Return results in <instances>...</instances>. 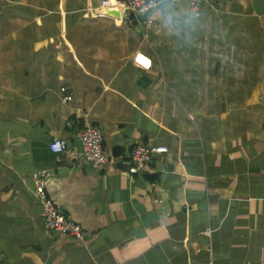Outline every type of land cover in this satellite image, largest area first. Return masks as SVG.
<instances>
[{"label":"crops","instance_id":"obj_1","mask_svg":"<svg viewBox=\"0 0 264 264\" xmlns=\"http://www.w3.org/2000/svg\"><path fill=\"white\" fill-rule=\"evenodd\" d=\"M101 1L0 0V264H264V0L161 4L145 28ZM138 143L168 151L130 175ZM39 170L82 241L45 229Z\"/></svg>","mask_w":264,"mask_h":264},{"label":"built area","instance_id":"obj_2","mask_svg":"<svg viewBox=\"0 0 264 264\" xmlns=\"http://www.w3.org/2000/svg\"><path fill=\"white\" fill-rule=\"evenodd\" d=\"M179 1L180 0H124L122 2H117L113 0H102L100 6L96 8V10L106 11L116 9L120 11L122 15L128 12L137 15L149 9L154 10L161 4H176ZM186 2L190 12L198 16L203 0H186ZM151 16L152 14L147 19L143 26L144 28L150 25ZM139 57H143L144 62H142ZM132 61L135 66L142 70H149L151 67V59L142 53L134 54ZM60 94L63 102L70 101L71 95L67 93L66 88H61ZM76 138L82 147V153L79 155L80 163H91L99 168L107 163V157L103 150V136L99 128L87 125L76 134ZM47 148L55 155H62L67 149V142L62 138L54 137L48 143ZM167 151V148L164 146H152L148 143H138L132 146L127 156L129 161L128 164L130 165L128 173L134 175L144 172L147 169L152 155L165 154ZM50 176L51 174L47 170H39L32 175L34 197L41 206L44 227L49 232H55L82 241L84 239L83 228L68 217L45 192V187Z\"/></svg>","mask_w":264,"mask_h":264},{"label":"water","instance_id":"obj_3","mask_svg":"<svg viewBox=\"0 0 264 264\" xmlns=\"http://www.w3.org/2000/svg\"><path fill=\"white\" fill-rule=\"evenodd\" d=\"M153 9H149L144 13L141 14H133L132 12H128L124 15L121 14L120 11L116 10V9H110V10H106V11H98V14H102V15H106L109 17H113V18H121L122 20H125L127 22H129L132 25H137L139 24L140 26H144L147 19L149 18V16L152 14ZM119 167H122V169L124 170L126 168V170L129 169L130 165L129 164H124L123 162H119L118 163Z\"/></svg>","mask_w":264,"mask_h":264},{"label":"snow or ice","instance_id":"obj_4","mask_svg":"<svg viewBox=\"0 0 264 264\" xmlns=\"http://www.w3.org/2000/svg\"><path fill=\"white\" fill-rule=\"evenodd\" d=\"M139 59H140L142 62H144L143 57H139Z\"/></svg>","mask_w":264,"mask_h":264},{"label":"trees","instance_id":"obj_5","mask_svg":"<svg viewBox=\"0 0 264 264\" xmlns=\"http://www.w3.org/2000/svg\"><path fill=\"white\" fill-rule=\"evenodd\" d=\"M152 179H153V178H151V180H152ZM156 179H157V178H156ZM156 179H155V180H156Z\"/></svg>","mask_w":264,"mask_h":264}]
</instances>
